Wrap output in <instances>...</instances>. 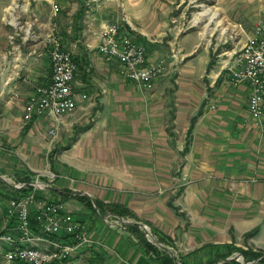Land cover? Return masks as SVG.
<instances>
[{
	"label": "crops",
	"instance_id": "obj_1",
	"mask_svg": "<svg viewBox=\"0 0 264 264\" xmlns=\"http://www.w3.org/2000/svg\"><path fill=\"white\" fill-rule=\"evenodd\" d=\"M21 1L0 0V184L13 187L46 172L52 158V198L67 196L94 241L66 264H161L110 212L112 205L135 216L123 221L141 222L156 240L168 241L183 264H208L244 242L264 251V132L249 113V85L229 82L238 52L264 22V0H223L227 13L215 12L214 28L242 25L233 40L214 43L206 28L192 24L182 33L180 22L169 23V44L178 53L152 90L125 79L119 63L98 53L109 21L103 2L86 7L89 1L76 0L70 10V0ZM20 17L25 23L18 27ZM54 26L77 65V94L88 99L59 122L47 116L26 122L27 100L52 76L47 38ZM2 193L0 187V217L9 204Z\"/></svg>",
	"mask_w": 264,
	"mask_h": 264
},
{
	"label": "built area",
	"instance_id": "obj_2",
	"mask_svg": "<svg viewBox=\"0 0 264 264\" xmlns=\"http://www.w3.org/2000/svg\"><path fill=\"white\" fill-rule=\"evenodd\" d=\"M58 11L56 7L55 12ZM242 32L243 26L238 25L233 38H238ZM100 37L98 53L107 62L119 63L121 74L128 81L152 90L166 73V61L151 62L146 45L133 39L127 27L119 22H105ZM47 39L52 76L48 82L37 86L27 100L23 114L26 122L43 116L59 122L75 112L79 99H88L87 94H77L78 68L61 32L54 26ZM229 72L233 86L249 85V113L264 132V22L256 24ZM57 134V127L49 129L51 137ZM28 185L32 189L27 194L9 195L6 212L0 217V241L6 246L3 251L8 264H64L94 245L85 225L64 203L42 197L46 185L42 186L39 180ZM26 187L27 184L18 183L13 188ZM31 216L36 221V229L31 225Z\"/></svg>",
	"mask_w": 264,
	"mask_h": 264
},
{
	"label": "rangeland",
	"instance_id": "obj_3",
	"mask_svg": "<svg viewBox=\"0 0 264 264\" xmlns=\"http://www.w3.org/2000/svg\"><path fill=\"white\" fill-rule=\"evenodd\" d=\"M85 1L86 2L89 1V4L83 3V5L86 7H88V5L90 4L102 5L103 2V5L108 6L107 9L109 13L107 16L109 18V21H117L121 25L126 27H129L128 23L131 26H133V28H135V31H133L134 32L133 36H135L136 39L145 43L148 54H156V56H158L159 58L164 59L166 61L168 69H169L170 60L176 59V54L178 53V48H179L178 45L171 46L169 44V40H171V38L173 37V35L171 34L172 31H170V29L172 28L169 29V23H170V27H173L174 24L172 22H180L182 33L191 30L190 27L193 25L194 26L197 25L198 28L200 27L202 30L206 28L205 32L206 33H208L207 31L211 32L213 39H215L214 43L218 41V38H221L222 41H224L226 40V38L229 39L230 37L233 40V33L235 30L233 29V27L227 30L224 28L216 30L214 28L215 26L214 21L215 22L217 21V18H215L216 16L215 12L221 11V13L224 12L227 13L226 4H224L223 0H85ZM15 3H16L15 6L16 5L18 6L22 4V1L16 0ZM70 3L71 5L69 7L71 10V8L72 9L75 8L76 0H70ZM243 8L244 6H242V9ZM15 9L16 12H18V10L20 11L22 8L19 6L18 8ZM111 9L114 10L113 13L111 12L112 11ZM58 13L65 19L69 18V16H67V11L60 10V12ZM131 15H133L132 21L129 19ZM200 18H202L201 22L197 20ZM213 18L215 19L213 20ZM24 19H25L24 17H20L18 19L17 21L19 22L18 27L22 26V24L25 23ZM65 19H63L64 23L68 25L72 24L70 20L66 21ZM222 24L224 25L225 22L223 21ZM61 31L64 32L62 29ZM142 32L145 33L146 36H143L141 34ZM52 173L55 172L53 171L52 158L50 157V164L49 167L46 169V172L30 173V178H28L29 179L28 181L32 183L35 182L36 180H39L42 186L45 187L46 185L47 188H45V190L42 191L43 196L46 197L45 200L61 201L66 205L67 210L71 212L69 210L70 206L66 202L68 200L67 197L63 196L61 198L62 200L57 198H52L53 195L52 188H54L53 185H55L56 175H57L56 173V175L53 176L54 174ZM8 188L9 187L7 186L3 187V189H5L6 196L3 193L2 195L9 198V194L11 195V191ZM145 239L147 242H149L147 237H145ZM161 244L173 248L172 245H166L165 243H161ZM244 248H248V249H244ZM251 248L252 247L246 245L245 242L240 247V249L244 251H253L257 253L261 252L263 253L262 257H264V251L262 249L254 250ZM4 249H5L4 246L0 243V264H8L4 258V251H3ZM171 250L175 254V249H171ZM237 253L240 252H236L234 254ZM76 257L77 256L73 257L71 260L74 261ZM179 262L183 264L181 261ZM76 264H87V262L80 261L77 262Z\"/></svg>",
	"mask_w": 264,
	"mask_h": 264
},
{
	"label": "trees",
	"instance_id": "obj_4",
	"mask_svg": "<svg viewBox=\"0 0 264 264\" xmlns=\"http://www.w3.org/2000/svg\"><path fill=\"white\" fill-rule=\"evenodd\" d=\"M213 64H214V59L211 61L209 68H211V66ZM28 180L29 179H27L26 181L23 182V183L27 184L26 188L16 190L13 187H9L8 189L11 191V195L15 196V195H18L19 193L27 194L28 191H31L32 187L28 185L31 182ZM0 185H1L0 187H4V183H1ZM64 196L67 197L66 195H64ZM77 199L80 202L84 203L88 208L95 210L92 202L86 196H78ZM96 206L98 207L99 212H101V213L104 212L103 206L100 203L96 202ZM109 207H110V212L117 215V216H121L123 218L129 217V218L135 219V216L133 215V213L131 211H129L128 209H126L125 207H122L119 205H112ZM30 222H31L32 227L36 229L37 224H36V221L34 219V216H31ZM126 227H128V229L131 233L136 234V236L140 240V242H142L146 246L148 252L154 253V255L158 258V260L161 262V264H175L174 259L168 253H166L165 251L159 249L155 245L146 241L144 232L137 225H126ZM256 232L257 231H253V232L249 233L248 235H246V238L254 236L256 234ZM158 241L161 243H165L166 245H170L169 242L166 241L165 239L158 238ZM236 252L242 253L248 262L255 261V260H257L263 256V253H261V252L257 253V252H253V251H244V250H241L240 248L231 247L225 256L217 257L216 259L209 262L208 264H214V263L218 262L219 260L225 259V258L231 256L232 254L236 253ZM66 263L67 262H65L64 264H66ZM15 264H19V263H15ZM226 264H241V263L233 261V262L226 263ZM257 264H264V257Z\"/></svg>",
	"mask_w": 264,
	"mask_h": 264
},
{
	"label": "water",
	"instance_id": "obj_5",
	"mask_svg": "<svg viewBox=\"0 0 264 264\" xmlns=\"http://www.w3.org/2000/svg\"><path fill=\"white\" fill-rule=\"evenodd\" d=\"M14 187V186H13ZM57 191H60L59 189H55ZM75 194V193H73ZM94 208L96 210V212L100 215L99 213V209L98 207L96 206V204L94 205ZM119 220H121L122 222L126 223L127 225H137L138 227H140L145 236L147 237L148 241L155 245L156 247H158L159 249H162L163 251H165L166 253H168L173 259H174V262L175 264H181L177 259H176V256L174 254V252L167 246L159 243L155 237L152 235V233L150 232V229L147 225L141 223V222H130V221H123V217L121 216H117L115 215ZM102 219H105L106 216H101ZM263 257H260L259 259L253 261V262H248L246 260V258L244 257V255L242 253H237V254H233L231 255L230 257L226 258V259H222V260H219L218 262L214 263V264H226V263H230V262H233V261H236V262H240L242 264H257Z\"/></svg>",
	"mask_w": 264,
	"mask_h": 264
}]
</instances>
